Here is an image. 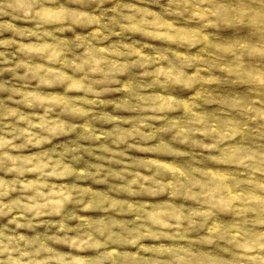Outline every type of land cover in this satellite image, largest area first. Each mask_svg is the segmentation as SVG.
I'll return each mask as SVG.
<instances>
[{"label": "clouds", "instance_id": "obj_1", "mask_svg": "<svg viewBox=\"0 0 264 264\" xmlns=\"http://www.w3.org/2000/svg\"><path fill=\"white\" fill-rule=\"evenodd\" d=\"M0 264H264V0H0Z\"/></svg>", "mask_w": 264, "mask_h": 264}]
</instances>
